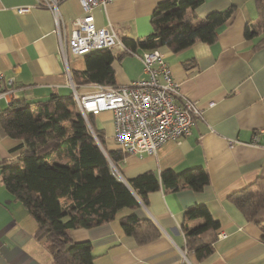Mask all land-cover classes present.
I'll return each mask as SVG.
<instances>
[{
	"label": "crops",
	"instance_id": "1",
	"mask_svg": "<svg viewBox=\"0 0 264 264\" xmlns=\"http://www.w3.org/2000/svg\"><path fill=\"white\" fill-rule=\"evenodd\" d=\"M160 1L113 0L106 9L95 10L96 22L114 25L122 38L144 37L153 30L151 16ZM230 5L237 7L235 14L219 30L216 41H197L177 53L159 48L180 82L182 95L196 101L201 111L191 134L165 142L153 155L127 154L119 163L124 179L146 172L160 179L166 169L180 173L203 166L209 183L200 191L161 186L148 193L146 204L125 208L111 221L73 228L74 240L91 242L94 264H264V207L257 220L248 221L229 199L264 177V49H253L259 38L245 37L246 25L256 23L258 14L254 0H205L196 12L203 17ZM21 6L29 9L18 12ZM59 10L68 31L72 20L82 14L79 0H61ZM135 50L139 55L145 52ZM69 55L73 59L70 63L68 58L66 65L48 8L37 0H0V113L15 98L43 102L53 94L72 92L69 73L85 68L86 60ZM113 67L120 85L147 78L142 60L132 54H118ZM87 86H82L84 91ZM96 119L105 130L107 148L120 149L114 140L113 112L102 111ZM255 135L258 142H253ZM18 142L0 130V154L7 153L1 159L17 155L12 149ZM199 203L206 204L220 222L214 252L203 261L187 251L182 229L185 210ZM131 212L153 220L159 236L138 243L127 235L120 218ZM36 229L35 219L0 177V264H53L50 246L35 236Z\"/></svg>",
	"mask_w": 264,
	"mask_h": 264
},
{
	"label": "trees",
	"instance_id": "2",
	"mask_svg": "<svg viewBox=\"0 0 264 264\" xmlns=\"http://www.w3.org/2000/svg\"><path fill=\"white\" fill-rule=\"evenodd\" d=\"M204 1H160L151 16L152 32L123 40L133 49L146 51L166 46L175 53L197 41L212 43L237 7L230 5L199 17L196 9ZM254 4L258 20L246 25L245 37L259 38L253 46L259 50L264 49V0H254ZM118 54L128 53L106 48L84 55L86 67L71 71L74 83L78 87L90 83L120 85L113 67ZM88 121L91 128L73 92L53 94L43 102L15 98L0 113L2 134L19 141L12 149L17 155L0 160L1 180L35 219V236L48 242L53 264H94L91 242L74 240L70 233L73 228L111 221L125 208L134 210L142 202L146 204L148 193L161 186L166 190L190 187L200 191L210 180L203 166L180 173L166 169L160 179L146 172L123 180L111 163L120 171L119 163L127 153L107 148L105 130L98 126L96 115L89 114ZM229 199L248 221L257 220L264 207V177L233 192ZM120 221L125 233L134 236L138 243L151 241L160 234L153 220L138 217L135 212ZM219 228L220 222L206 204H195L185 210L182 229L186 249L197 261L214 252ZM261 238L264 241V227Z\"/></svg>",
	"mask_w": 264,
	"mask_h": 264
},
{
	"label": "built area",
	"instance_id": "3",
	"mask_svg": "<svg viewBox=\"0 0 264 264\" xmlns=\"http://www.w3.org/2000/svg\"><path fill=\"white\" fill-rule=\"evenodd\" d=\"M60 1L37 0V4L48 8L53 14L59 55L66 65L69 54L84 56L107 48L140 57L147 74V78L127 85L86 84L88 90L81 93L68 71L73 96L88 124L89 114L99 115L102 111L111 110L115 143L127 154L138 156L153 155L165 142L190 135L201 111L196 101L182 95L180 82L174 77L163 52L155 48L139 55L126 45L114 25L97 24L95 10L106 9L113 0H79L82 14L72 20L69 31L59 10ZM28 9L21 6L18 12ZM2 78L0 71V87ZM253 142H258L257 135ZM229 145H233V142ZM111 167L125 180L113 163Z\"/></svg>",
	"mask_w": 264,
	"mask_h": 264
},
{
	"label": "rangeland",
	"instance_id": "4",
	"mask_svg": "<svg viewBox=\"0 0 264 264\" xmlns=\"http://www.w3.org/2000/svg\"><path fill=\"white\" fill-rule=\"evenodd\" d=\"M69 61H70V63H71V61H72V59H73V56L72 55H69ZM78 91H80L81 93H84L85 91H84V88L82 87V86H80V87H78ZM98 124V123H97ZM98 126H100L99 124H98ZM11 153V152H10ZM14 154V153H13ZM7 156V153H1L0 154V159L1 158H3V157H6ZM10 156H12V154L10 155Z\"/></svg>",
	"mask_w": 264,
	"mask_h": 264
},
{
	"label": "water",
	"instance_id": "5",
	"mask_svg": "<svg viewBox=\"0 0 264 264\" xmlns=\"http://www.w3.org/2000/svg\"><path fill=\"white\" fill-rule=\"evenodd\" d=\"M98 144L101 146V144L98 142Z\"/></svg>",
	"mask_w": 264,
	"mask_h": 264
}]
</instances>
